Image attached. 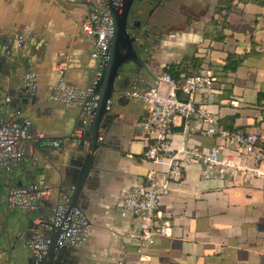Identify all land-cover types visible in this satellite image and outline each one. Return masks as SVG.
Here are the masks:
<instances>
[{"label": "crops", "instance_id": "0c3cea01", "mask_svg": "<svg viewBox=\"0 0 264 264\" xmlns=\"http://www.w3.org/2000/svg\"><path fill=\"white\" fill-rule=\"evenodd\" d=\"M92 7L69 0H0V118L8 110L20 109L31 120L30 134L60 138L70 133L79 109L50 100L48 86L57 81L55 66L60 62L65 63L68 83L86 87L95 79L96 62L81 29ZM218 13L216 25L209 23L201 34L180 36L149 60L150 65L160 75L167 63L202 58L201 70L205 65L214 75L215 101L209 109L218 122L264 135V0H233L229 10ZM219 33L222 39L215 38ZM5 40L11 42L7 50ZM231 53L242 55L243 61L235 71L223 72ZM28 70L37 73L38 86L21 95V78ZM129 83L116 87L123 90ZM117 99L104 121L103 148L96 152L80 199L79 208L89 219L88 239L82 247H66L57 264H264V180L245 184L228 178L204 180L199 165L190 164L181 180L168 182L167 167L143 155L145 140L137 123L146 113L145 106L129 97ZM183 124L176 118L171 127L173 145L182 139ZM190 141L201 147L217 143L198 134ZM21 144L25 154L3 182L6 193L18 181L37 184L44 177L39 183L49 194L30 212L49 221L62 193L58 185L66 178L57 162H78L71 151L74 141L62 139L60 151L39 148L43 154L35 153L33 159L31 144L24 140ZM29 160L41 162L45 169L24 168ZM17 166H23L18 173ZM164 183L169 193L158 209L169 222L168 234L156 235L139 253L138 241L131 236L138 219L120 214L123 194L132 187L158 189ZM32 220L26 240L34 230L50 231L48 226L32 227Z\"/></svg>", "mask_w": 264, "mask_h": 264}, {"label": "built area", "instance_id": "2783aa9c", "mask_svg": "<svg viewBox=\"0 0 264 264\" xmlns=\"http://www.w3.org/2000/svg\"><path fill=\"white\" fill-rule=\"evenodd\" d=\"M69 1H94L97 6L108 3V0ZM112 4L120 11L123 0H112ZM81 29L89 38L90 56L96 62L95 79L86 87L68 83L64 79L65 63L60 62L55 66L58 79L48 86V90L53 102L66 108L81 109L82 123L87 125L96 106L95 99L88 101V98L93 93L108 57L113 21L108 12L92 7L81 22ZM21 44V40L16 43L18 47ZM213 82V72L205 65L199 73L180 80L164 71L159 75L156 85L136 73L128 87L117 93V98L129 97L145 106L146 113L137 123L145 140L143 155L145 160L167 167L168 182L181 180L186 166L190 164L199 165L200 176L204 180L228 178L237 184H245L254 179L264 180V135L253 131L230 130L219 124L215 112L209 109L215 101ZM21 86L24 92L35 91L38 86L37 73L33 70L25 71ZM6 101H9V97H6ZM110 105L111 101L108 100L106 110H110ZM176 118L183 119L184 124L182 139L173 145L171 127ZM30 125L31 120L20 109L8 110L1 116L0 169L10 170L22 160L25 149L21 143L25 139L36 137L39 148L62 149V139L44 132L32 135L29 133ZM76 133L81 134V129ZM193 134L213 138L217 143L210 147L190 143ZM168 193L169 187L164 183L158 189L132 187L123 194L120 214L138 219L137 231L131 236L138 241L139 253L146 243L154 241L156 235L168 234L169 222L158 209L161 199ZM48 194V189L35 183L12 185L7 190L6 203L9 207L18 206L36 211ZM67 202V196L61 193L49 222L61 225L59 247H82L88 239L89 219L80 208H74L66 215ZM32 222L41 226L43 220L35 216ZM50 243V236L38 231L31 235L28 247L34 258L40 259Z\"/></svg>", "mask_w": 264, "mask_h": 264}, {"label": "water", "instance_id": "95a60500", "mask_svg": "<svg viewBox=\"0 0 264 264\" xmlns=\"http://www.w3.org/2000/svg\"><path fill=\"white\" fill-rule=\"evenodd\" d=\"M133 1L134 0H123L120 11L112 4V0H108L107 5L103 6H97L94 1L75 2L96 7L101 12H108L113 21V32L110 39L108 57L103 64L101 76L94 85L93 93L88 98V101L95 99L96 102V106L93 109L88 124L84 125L82 123V110L79 109L73 129L69 134L60 136L61 139H70L74 141L71 151L73 152L74 160H78V162L68 161L66 163L62 160L57 162L58 167L60 166L61 171L66 174V178L62 179L58 185V189L68 198L66 215L70 214L74 208L80 207V199L83 189L85 188L87 181L91 178L90 173L93 169L96 152L103 148L100 139L101 131L104 129V121L109 114L108 110H106L107 101L110 100L112 105L114 102L113 99L115 97L117 98V93L121 91L120 88L116 87L115 81L122 72L123 66L131 63L133 66L131 70L135 73L142 74L153 85L157 84L159 74L149 68L148 61L143 59L134 39L129 37V34L127 33V14ZM10 45L11 42L5 40L4 48L6 50L10 48ZM19 92L21 95L24 94L22 87L19 88ZM78 129H81V134L79 135L76 133ZM24 142L31 144L33 147V154L31 155L32 159L35 157V153L43 154V150L39 149L36 144V137L24 140ZM20 185H22V182L18 181L16 186ZM42 220L43 223L41 226H48L50 228V231L43 233L50 236L51 243L47 252L40 259H36L32 256L28 264H57V262L63 260L62 254L65 248L68 247L58 246V237L62 230L61 225L56 226L47 221L44 217H42Z\"/></svg>", "mask_w": 264, "mask_h": 264}, {"label": "flooded vegetation", "instance_id": "af4514ba", "mask_svg": "<svg viewBox=\"0 0 264 264\" xmlns=\"http://www.w3.org/2000/svg\"><path fill=\"white\" fill-rule=\"evenodd\" d=\"M220 1L134 0L127 14V33L134 39L141 56L148 61V66L152 70L149 60H154L164 48L171 47L172 41L185 34L204 33L209 23L216 25L215 16L219 14ZM195 50H197L196 46L193 47L191 55ZM179 64L167 63L161 67V73L170 65ZM132 67L131 63L126 68L123 66L122 72L115 81L116 86L130 82L132 76L136 74L131 70ZM31 224L32 227H37L33 222ZM34 232L37 231L34 230L29 234L27 245Z\"/></svg>", "mask_w": 264, "mask_h": 264}, {"label": "rangeland", "instance_id": "374dc122", "mask_svg": "<svg viewBox=\"0 0 264 264\" xmlns=\"http://www.w3.org/2000/svg\"><path fill=\"white\" fill-rule=\"evenodd\" d=\"M124 67L126 68L127 64ZM113 101V104L118 103L116 97ZM34 162L29 160L24 168L33 167L38 172L45 169L44 164L41 162L39 164H34ZM22 169L23 166H17V173ZM13 173L11 169H0V264H28L32 258V253L26 244L27 227L35 214L25 208L9 207L7 205L6 187L3 182L6 177L12 176ZM38 180L37 184L41 186L39 182L43 181L44 177Z\"/></svg>", "mask_w": 264, "mask_h": 264}, {"label": "trees", "instance_id": "16d2710c", "mask_svg": "<svg viewBox=\"0 0 264 264\" xmlns=\"http://www.w3.org/2000/svg\"><path fill=\"white\" fill-rule=\"evenodd\" d=\"M232 1L233 0H222L223 7L222 8L220 7L219 10H223V9L229 10ZM215 38L222 39L223 34L219 33L217 34V36H215ZM242 61H243L242 55H237L234 53L229 54L226 58L225 64L222 66L223 72L235 71L237 67L242 63ZM202 62H203L202 58L191 57V58L184 59L179 65H170V67L166 69L165 71L169 72L177 80H180L185 76L194 75V74L199 73L201 71ZM215 93H216V90H215ZM219 124L221 123L219 122ZM225 127L230 130H240V129L233 128L231 126H225Z\"/></svg>", "mask_w": 264, "mask_h": 264}]
</instances>
